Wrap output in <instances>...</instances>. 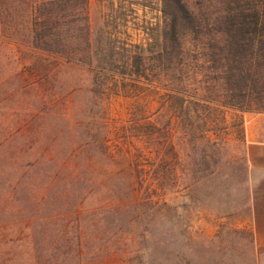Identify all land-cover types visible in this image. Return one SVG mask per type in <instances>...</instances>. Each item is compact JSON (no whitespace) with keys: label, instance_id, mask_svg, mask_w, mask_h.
Masks as SVG:
<instances>
[{"label":"rangeland","instance_id":"1","mask_svg":"<svg viewBox=\"0 0 264 264\" xmlns=\"http://www.w3.org/2000/svg\"><path fill=\"white\" fill-rule=\"evenodd\" d=\"M4 3L9 27L27 35L29 6L19 0ZM160 8L161 0H89L90 24L95 35L99 29L109 31L117 46L140 43ZM54 66L52 58L27 44L0 46V141L6 137L0 147V264H216L221 250L215 242L194 241L193 222L200 211L223 215L250 201L243 132L251 119L257 123L259 116L264 123V113L210 112L201 106L199 114L178 109L159 114L160 125L171 123L178 153L177 159L168 158L164 175V164H153L148 151L145 124L156 117L159 104L148 97L134 103L123 87L134 79L118 76V94L108 102L110 125L116 128L110 138L131 155L124 163L117 155V163L106 159L99 165L102 187L76 217V194L66 192L64 178L60 185H49L56 163L48 159L52 152L65 154L72 142L68 117L56 111L55 103L76 86L83 113L89 78L69 65L55 75ZM190 122L194 131L207 130L192 147L178 141ZM31 157L36 162L29 167ZM140 178L148 187V203ZM97 205H103L100 212L90 211Z\"/></svg>","mask_w":264,"mask_h":264},{"label":"trees","instance_id":"2","mask_svg":"<svg viewBox=\"0 0 264 264\" xmlns=\"http://www.w3.org/2000/svg\"><path fill=\"white\" fill-rule=\"evenodd\" d=\"M5 1L0 0V46L27 44L53 59L55 75L59 68L69 65L82 69L89 78L83 113L74 96L79 91L76 86L55 103L56 111L68 117L72 142L65 154L52 152L48 159L56 163L49 185H60L64 178L66 192L76 194V217L84 201L102 187L99 165L106 159L117 163V155L124 163L131 155L120 152L110 138L116 128L110 125L108 102L118 94V76L134 79L123 84L124 96L134 103L148 97V102L159 104L156 117L145 124L148 151L154 157L153 164H164V175L169 172L164 166L171 165L168 158L177 159L178 153L171 123L160 125L159 114L177 109L179 114H199L201 106L210 112L231 108L264 113V0H161V15L149 22L144 42L129 41L121 46L109 31L99 29L95 35L89 0H19L29 6L31 26L27 35L9 27ZM97 84L102 88L95 91L91 86ZM133 109L136 112L139 108ZM192 127L191 122L184 125L179 143L192 147L206 137L207 130L198 132ZM156 180L161 187V181ZM139 184L148 203L144 178ZM129 186L130 179L126 181V188ZM101 206L90 211L100 212ZM114 206L119 205L110 207Z\"/></svg>","mask_w":264,"mask_h":264},{"label":"crops","instance_id":"3","mask_svg":"<svg viewBox=\"0 0 264 264\" xmlns=\"http://www.w3.org/2000/svg\"><path fill=\"white\" fill-rule=\"evenodd\" d=\"M257 119L249 120L243 132L250 201L223 215L200 211L193 222L194 241L215 242L221 250L216 264H264V123Z\"/></svg>","mask_w":264,"mask_h":264}]
</instances>
